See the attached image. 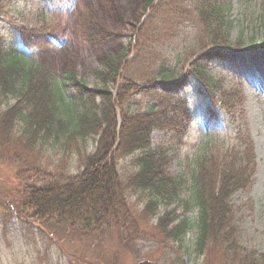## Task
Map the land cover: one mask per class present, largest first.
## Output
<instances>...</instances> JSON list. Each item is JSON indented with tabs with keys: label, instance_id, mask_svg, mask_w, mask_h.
<instances>
[{
	"label": "trees",
	"instance_id": "obj_1",
	"mask_svg": "<svg viewBox=\"0 0 264 264\" xmlns=\"http://www.w3.org/2000/svg\"><path fill=\"white\" fill-rule=\"evenodd\" d=\"M226 8L224 0H144L135 12L138 33L134 45L130 42L101 60L94 88L73 69L59 77L48 65L28 66L6 48L0 36V162L24 160L20 148L35 153L52 140L50 144L65 150L74 144L80 169L76 174L45 173L38 163L24 168L12 198L1 203L9 213L4 231L13 214L38 221L44 229L57 228L58 233L61 229L64 235L73 233L89 240L103 239L115 230L128 238L144 235V226L152 225L164 261L170 264H185L183 256L191 253L231 259L225 263L264 264V253L242 245L231 201L234 193L250 188L256 171L255 145L248 129L238 128L235 142L196 157L189 189L185 175L169 171L167 149L151 139L156 128L169 130L173 143L182 142L188 132L191 104L182 93L184 83L177 81L181 73L170 66L165 51L175 44L189 46L183 32L190 12H195L200 30L190 57L203 54L193 58L188 73L204 84L200 92L210 107L220 105L229 115L243 118V91L226 88L209 70L210 63L229 57L228 49L243 48L239 40L228 37ZM16 28L28 45L40 44L49 34L46 26ZM117 37L96 22L88 25L91 42ZM132 47L133 55L126 61ZM261 53L264 58V50ZM119 80L125 83L114 96L110 85ZM64 88L74 92L73 100L65 99ZM136 96L149 101L147 108H135ZM92 134L100 135L97 148L85 152ZM128 155H132L135 170L126 176L118 161ZM34 174L39 178L31 180ZM132 193L140 194L142 207L133 204ZM186 193L189 196L181 200ZM176 199L184 201L183 213L169 207ZM192 230L190 244L187 235Z\"/></svg>",
	"mask_w": 264,
	"mask_h": 264
},
{
	"label": "rangeland",
	"instance_id": "obj_2",
	"mask_svg": "<svg viewBox=\"0 0 264 264\" xmlns=\"http://www.w3.org/2000/svg\"><path fill=\"white\" fill-rule=\"evenodd\" d=\"M143 1L0 0V36L6 48L19 55L28 66L48 65L59 77L67 69H73L87 80L90 88H94L99 82L95 71L102 68L101 60L126 48L130 42L134 45L138 33L134 25L135 12ZM224 3L227 5L225 21L228 37L233 42L239 40L243 48L228 49L229 57L210 63L209 70L214 79L221 80L226 88L234 86L243 91V118L239 114L229 115L220 105L212 104L210 107L209 99L200 92L204 84L188 73L195 55L190 56L200 31L195 12H190L187 15L190 21H186L187 28L183 32L189 46L186 48L175 44L165 51L170 66L181 73L177 81L184 83L182 93L187 95L191 104L188 132L182 142L173 143L169 130L156 128L151 139L156 146L167 149L169 171L173 175H185L189 189L193 184L196 157L211 149L232 144L238 128L248 129L255 145L256 171L250 188L234 193L231 201L242 245L247 250L264 253V58L261 55L264 50V0H224ZM187 4L193 7L191 1ZM91 21L118 34V37L111 41L91 42L87 38ZM18 25L46 26L49 34L42 38L40 44L28 45L16 28ZM129 54L126 61L132 57L133 47ZM187 57H190L188 62ZM122 83L125 81L119 80L110 85L114 96ZM64 97L71 101L74 92L64 88ZM134 103L136 109H145L149 105L144 96H136ZM99 137V134L88 137L84 151L96 150ZM51 142L39 146L35 153L20 148L24 160L0 162V264H132L144 258L164 262L163 250L155 240L157 235L152 225L144 226L147 231L144 235L128 238L115 230L103 239L89 240L80 239L73 233L64 235L61 229L58 233L57 228L51 231L44 229V225L41 227L38 221L13 214L4 231L3 224L9 213L4 212L1 203L12 198L14 187L23 180L24 168L38 163L45 173L64 171L76 174L80 171L79 154L74 144L65 150ZM118 168L126 176L132 174L135 170L132 155L120 158ZM38 175L34 174L31 180L38 179ZM187 196L189 193L180 199ZM130 198L136 207L144 205L140 194L132 193ZM181 200L176 199L169 207H177V212L183 213L184 201ZM164 208L162 206L161 210ZM189 214L192 217L196 215L193 210ZM41 229L45 230L43 234ZM193 236L192 230L187 235L190 244ZM174 260L183 263L181 259ZM183 260L185 264H234L225 263L230 258L196 257L194 253L184 255Z\"/></svg>",
	"mask_w": 264,
	"mask_h": 264
},
{
	"label": "water",
	"instance_id": "obj_3",
	"mask_svg": "<svg viewBox=\"0 0 264 264\" xmlns=\"http://www.w3.org/2000/svg\"><path fill=\"white\" fill-rule=\"evenodd\" d=\"M132 264H155L153 260L151 259H142L136 263H132ZM161 264H168V263H161Z\"/></svg>",
	"mask_w": 264,
	"mask_h": 264
},
{
	"label": "flooded vegetation",
	"instance_id": "obj_4",
	"mask_svg": "<svg viewBox=\"0 0 264 264\" xmlns=\"http://www.w3.org/2000/svg\"><path fill=\"white\" fill-rule=\"evenodd\" d=\"M155 261V260H154ZM155 264H160V263H158L157 261H155ZM170 264V263H169Z\"/></svg>",
	"mask_w": 264,
	"mask_h": 264
}]
</instances>
